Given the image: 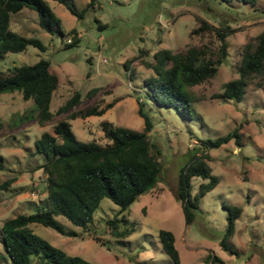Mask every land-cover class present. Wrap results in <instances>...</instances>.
<instances>
[{"label":"rangeland","instance_id":"374dc122","mask_svg":"<svg viewBox=\"0 0 264 264\" xmlns=\"http://www.w3.org/2000/svg\"><path fill=\"white\" fill-rule=\"evenodd\" d=\"M46 1L60 19L64 35L40 28L36 12L24 7L11 15L9 28L19 35L38 38L44 49L27 45L0 60V70H6L47 59L59 80L50 102L54 115L44 124L31 112L33 102L23 100L19 91L0 94V225L18 214L48 208L45 175L37 168L42 158L34 151V141L43 132H52L53 125L70 111L96 106L104 113L68 121L79 140L104 144L102 121L143 129L136 101V97H143V108L152 123L150 137L161 150V172L154 187L130 205L128 217L135 230L124 237L112 233L106 220L118 206L104 197L86 228L55 216L65 229L74 230L75 236L38 223L30 224L33 232L68 254L96 264H172L161 248L159 229L174 234L182 264H264V83L261 87L249 84L239 101L214 97L226 81L237 77L242 45L264 32V0L253 4L243 0H97L82 18L55 0ZM69 2L80 11L89 0ZM197 18L228 32L227 56L212 79L188 88L193 98L192 116L186 117L173 107L146 101L143 80L151 74L146 64L156 50H180L202 42L199 35H190L198 26ZM71 30L78 34V42L65 47L73 38ZM210 38L215 42L213 34ZM74 91L80 93L79 103L57 113ZM24 111L26 116L20 117ZM233 129L240 135L238 143L231 138L207 150L211 174L218 181L199 198L193 220L186 223L174 195L178 169L195 150L202 149L201 141L224 136ZM9 178L13 181L2 188ZM206 181L193 177L191 195ZM228 206L242 208L228 241L232 252L220 246ZM212 256L218 259L212 261ZM0 264H9L1 241ZM32 264L39 263L33 259Z\"/></svg>","mask_w":264,"mask_h":264},{"label":"trees","instance_id":"16d2710c","mask_svg":"<svg viewBox=\"0 0 264 264\" xmlns=\"http://www.w3.org/2000/svg\"><path fill=\"white\" fill-rule=\"evenodd\" d=\"M55 1L63 4L78 18L83 17L86 9L98 4L97 0H89L86 7L78 11L69 0ZM243 1L250 4L255 2ZM24 7L36 12L40 28L52 34L64 35L60 19L46 0H0V60L8 52L23 51L27 45L44 49L38 38L19 35L9 28L11 15ZM197 22L198 26L191 30L190 35H199L202 42L188 44L180 50H156L152 54V61L146 64L151 74L143 80L146 101L155 106L173 107L186 117L192 116L193 98L188 88L212 79L227 56L228 32L214 28L204 19L197 18ZM70 33L73 38L64 45L65 47L74 46L78 42V34L74 30ZM212 34L215 36V42L210 38ZM239 54L237 77L226 81L222 91L214 97L239 101L249 84L256 87L263 85L264 32L243 44ZM128 65L129 61L124 63L126 68ZM58 84L57 74L51 69L49 61L43 58L33 64L13 65L6 70H0V94L19 91L23 100L33 102L35 108L31 112L35 113L34 116L41 124L51 120L54 115L50 111V102ZM79 98L80 93L74 91L57 108V113L69 111L79 103ZM136 101L137 113L144 122L141 130L102 121L100 126L107 142L100 144L96 141H81L74 134L68 119L104 113L103 108L92 106L68 112L66 118L53 125L52 132H43L34 141V151L42 158L37 168L45 175L44 191L47 194L48 208L29 214H18L4 220L0 225V241L8 255L9 264H32L33 259L39 264H96L52 245L34 233L30 224L38 223L61 234L75 236L77 233L72 229H65L55 216L61 215L72 224L86 228L92 222L93 213L104 197L118 206L113 216L106 220L112 233L124 237L135 230L134 222L128 217L130 205L139 195L154 187L161 172L158 161L161 150L149 134L152 123L143 108L145 101L143 97H136ZM26 113L27 111H24L20 117L26 116ZM2 127L0 120V130ZM239 136L237 130L233 129L224 136L201 141L202 149L195 150L179 167L174 195L180 202L186 223L193 220L199 198L218 181L217 176L211 174L207 150L231 138H235L238 143ZM2 168L0 156V169ZM193 177H201L207 181L201 182L195 194L191 195ZM11 181L13 178L7 179L2 188L7 187ZM241 211L239 206L227 207V222L220 246L228 252H232L228 241L234 233L235 220ZM158 238L163 252L172 264H182L174 244V234L170 230L159 229ZM217 259L216 256L211 258L212 261Z\"/></svg>","mask_w":264,"mask_h":264}]
</instances>
